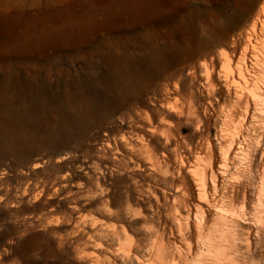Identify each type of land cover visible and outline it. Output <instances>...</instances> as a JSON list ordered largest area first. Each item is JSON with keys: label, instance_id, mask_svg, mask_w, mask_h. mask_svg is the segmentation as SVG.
<instances>
[{"label": "rangeland", "instance_id": "rangeland-1", "mask_svg": "<svg viewBox=\"0 0 264 264\" xmlns=\"http://www.w3.org/2000/svg\"><path fill=\"white\" fill-rule=\"evenodd\" d=\"M227 1V11L214 8ZM237 1L0 0V264H135L122 234L147 245L150 227L168 223L177 233L171 202L180 197V165L166 139L147 130L165 112L150 100L151 73L186 76L198 61L188 57L196 39L226 23L230 35L249 31L263 0H249L243 12ZM242 86L262 97L244 123V165L221 186L246 190L244 229L253 231L264 169V70ZM225 120L211 119L218 156ZM238 121L225 129L232 133ZM194 131L185 125L182 135L191 141ZM136 135L152 142L153 155L169 157V172L129 147ZM202 157L190 155V165ZM260 241L252 239L254 264Z\"/></svg>", "mask_w": 264, "mask_h": 264}, {"label": "bare ground", "instance_id": "bare-ground-1", "mask_svg": "<svg viewBox=\"0 0 264 264\" xmlns=\"http://www.w3.org/2000/svg\"><path fill=\"white\" fill-rule=\"evenodd\" d=\"M236 4L243 12L249 6V0L237 1ZM214 8L225 12L229 3L224 2ZM259 40L260 47L257 44ZM194 46L188 57L191 60L197 57L199 62L202 59V63L190 62L186 76L166 69L151 73L156 85L150 100L152 98L154 104L165 112L155 125L146 120L148 132L166 139L180 165L177 169L180 175L177 193L180 197L171 202V222L177 233L170 229L168 223L155 225L149 229L152 239L147 245L128 241L124 233L123 239L131 244L125 256L135 264H254L252 239L257 237L264 243V169L255 187L254 232L244 229V211L251 205L246 190L232 188L228 192L222 189L221 184L232 171H237L235 165H244L247 129L244 123L252 118L250 109L262 97L258 89L247 92L242 85L253 82L256 72L264 70V0L249 31L230 35L229 24L226 23L221 28L210 30L209 37L196 39ZM249 57L250 63L246 62ZM201 70H204V76L200 74ZM136 92L131 93V99ZM172 96H179L182 101L170 102ZM201 98L206 102L203 103ZM222 103L230 106L225 109L220 107ZM215 113L226 119L222 124L224 128L221 127L216 135L222 143L221 149L225 147L220 156L215 152L216 145L210 135L211 119ZM235 119L239 121L230 133V128L225 127L233 124L231 122ZM185 125L195 127L191 141L182 135ZM128 145L131 149L145 152L148 162L161 172L171 170L169 157L153 155L152 142L147 137L136 135L128 140ZM199 154L203 155L202 159L196 165H192L193 161L190 165L188 157ZM187 165L189 176L182 175ZM153 196L156 199L155 193ZM169 203L166 200L165 205ZM120 249L125 251L124 246ZM261 254L258 264H264V248Z\"/></svg>", "mask_w": 264, "mask_h": 264}]
</instances>
